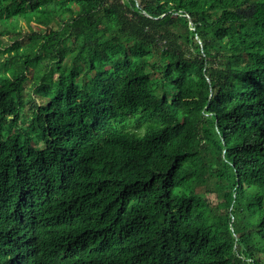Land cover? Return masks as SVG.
I'll return each instance as SVG.
<instances>
[{
  "label": "trees",
  "instance_id": "16d2710c",
  "mask_svg": "<svg viewBox=\"0 0 264 264\" xmlns=\"http://www.w3.org/2000/svg\"><path fill=\"white\" fill-rule=\"evenodd\" d=\"M22 22L0 264H264V0H0Z\"/></svg>",
  "mask_w": 264,
  "mask_h": 264
},
{
  "label": "rangeland",
  "instance_id": "374dc122",
  "mask_svg": "<svg viewBox=\"0 0 264 264\" xmlns=\"http://www.w3.org/2000/svg\"><path fill=\"white\" fill-rule=\"evenodd\" d=\"M18 32H12L10 35H3L0 33V69L3 70L2 67L5 63V59L7 57L16 56V53L19 52L23 54L27 46H32L33 43L37 42L34 38V30L30 29L25 22L21 23L20 29ZM47 34L49 33L46 32ZM15 46V47H14ZM23 56V55H22ZM152 71V70H151ZM152 77L155 78L153 72L151 73ZM27 92H29L33 86L32 84H27ZM35 95V94H34ZM207 197L212 201L213 204L217 203V199L215 195H207ZM259 259L262 263H264V255L260 254Z\"/></svg>",
  "mask_w": 264,
  "mask_h": 264
}]
</instances>
